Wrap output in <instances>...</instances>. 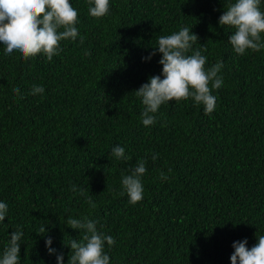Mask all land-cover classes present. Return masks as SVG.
<instances>
[{
	"label": "trees",
	"instance_id": "trees-1",
	"mask_svg": "<svg viewBox=\"0 0 264 264\" xmlns=\"http://www.w3.org/2000/svg\"><path fill=\"white\" fill-rule=\"evenodd\" d=\"M70 2L83 44L61 41L51 61L0 45V255L18 230L21 264H57V254L68 264L67 245L83 232L67 218L87 216L115 240L105 244L110 264H231L234 242L251 248L264 235V49L234 52L233 29L218 22L234 0H110L102 18L89 15L88 0ZM185 26L199 37L193 51L207 44L206 67L223 63L216 107L165 103L145 127L133 91L162 66L158 50L144 58ZM33 85L44 93L31 95ZM115 146L131 159L114 157ZM140 159L143 199L130 204L122 173ZM42 222L52 255L37 235Z\"/></svg>",
	"mask_w": 264,
	"mask_h": 264
},
{
	"label": "clouds",
	"instance_id": "clouds-1",
	"mask_svg": "<svg viewBox=\"0 0 264 264\" xmlns=\"http://www.w3.org/2000/svg\"><path fill=\"white\" fill-rule=\"evenodd\" d=\"M89 15L93 18H102L110 13V0H88ZM79 13L70 0H0V45L4 54L10 55L15 50L24 59L44 55L48 61L58 56L63 49L61 41L75 42L79 36L83 44L84 37L79 35ZM219 25L233 29L228 37L234 52L244 55L246 51L259 52L264 49V11L261 10V0H234L223 9L219 17ZM199 37L188 27H182L170 35H160L157 38V47L145 60H150L156 55V50L161 55L159 64L162 73L152 76L147 83L134 90L143 105L141 120L145 127L156 123V114L161 105L169 102H179L191 99L197 105H203L205 114H211L217 102L213 90H218L223 84L219 75L223 68L222 62H217L211 67H206L207 57L201 49L206 51V45L200 49L192 50ZM190 53V54H189ZM85 56H90L89 50L84 51ZM43 86L33 85L31 95L43 94ZM14 92L19 94V88ZM22 98V97H21ZM112 155L118 160L128 161L130 156L125 155L121 146L112 148ZM158 154H153L155 161ZM147 161L140 159L135 166L122 173L121 184L130 204H136L143 199L144 187L142 177L147 171ZM159 178L166 180L168 177L160 172ZM73 192L77 191L72 186ZM84 195V189H79ZM91 208L96 204L91 197L88 198ZM8 214V205L0 202V222L5 221ZM67 225L74 230L83 232L81 239H71L69 245L71 252L68 264H110V257L105 252V244L109 247L115 244L111 235H106L97 229V222L87 216L82 218H67ZM46 234L44 223H41L37 235ZM22 231H13L10 239L0 255V264H21L20 241ZM257 243L251 248L247 247V239L236 241L232 247L234 252L230 256L231 264H264V235H256ZM53 241L50 236L45 240L46 248L50 255L56 252L51 247ZM57 264H64L63 254L56 255Z\"/></svg>",
	"mask_w": 264,
	"mask_h": 264
}]
</instances>
